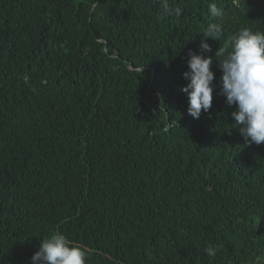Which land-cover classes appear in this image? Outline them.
<instances>
[{
    "label": "trees",
    "instance_id": "obj_1",
    "mask_svg": "<svg viewBox=\"0 0 264 264\" xmlns=\"http://www.w3.org/2000/svg\"><path fill=\"white\" fill-rule=\"evenodd\" d=\"M170 3L180 16L158 0H0V264H31L55 233L87 264H264V143L234 128L215 59L239 29L264 32V0ZM189 52L213 58L199 119Z\"/></svg>",
    "mask_w": 264,
    "mask_h": 264
},
{
    "label": "clouds",
    "instance_id": "obj_2",
    "mask_svg": "<svg viewBox=\"0 0 264 264\" xmlns=\"http://www.w3.org/2000/svg\"><path fill=\"white\" fill-rule=\"evenodd\" d=\"M163 13L180 16L182 10L174 7L170 0H158ZM209 14L222 19L224 9L211 3ZM205 37L215 40L222 34L218 23H210L203 32ZM202 52H211V46L202 41ZM215 59L222 72L219 80V94L229 106H234L231 116L234 128H238L246 144L264 143V32L243 27L233 34L215 52ZM188 71L182 75L188 81L181 91L187 94V113L199 119L201 112L212 107L214 73L213 58L189 52ZM214 257L215 246L205 249ZM31 264H87V252L81 246L71 244L62 233H55L43 239L38 250L31 257Z\"/></svg>",
    "mask_w": 264,
    "mask_h": 264
}]
</instances>
